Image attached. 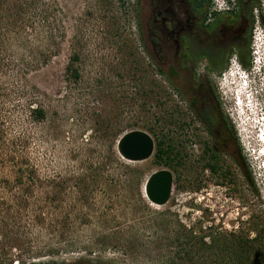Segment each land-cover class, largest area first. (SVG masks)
<instances>
[{"label":"rangeland","instance_id":"1","mask_svg":"<svg viewBox=\"0 0 264 264\" xmlns=\"http://www.w3.org/2000/svg\"><path fill=\"white\" fill-rule=\"evenodd\" d=\"M240 1L259 66L264 0ZM150 18L141 0H0V264H161L174 249L158 245L179 224L244 238L264 257V122L243 138L251 178L241 173L231 194L207 184L187 159L186 100L167 75L170 50L158 58ZM135 129L152 137L153 153L157 141L171 144L170 159H123L118 140ZM160 169L173 185L155 205L143 188Z\"/></svg>","mask_w":264,"mask_h":264},{"label":"flooded vegetation","instance_id":"2","mask_svg":"<svg viewBox=\"0 0 264 264\" xmlns=\"http://www.w3.org/2000/svg\"><path fill=\"white\" fill-rule=\"evenodd\" d=\"M141 1L158 58L170 50V80L186 100L190 166L198 165L207 184L218 181L234 193L241 173L251 178L244 152L253 149L243 138L264 122V73L251 70L255 45L247 3L234 0L219 10L215 0L200 7L194 0Z\"/></svg>","mask_w":264,"mask_h":264},{"label":"trees","instance_id":"3","mask_svg":"<svg viewBox=\"0 0 264 264\" xmlns=\"http://www.w3.org/2000/svg\"><path fill=\"white\" fill-rule=\"evenodd\" d=\"M204 1L205 0H194L195 6H202ZM251 9L252 6H250V12ZM158 70L162 72L161 68H159ZM167 73L170 78V68H168ZM36 113L39 115H43V110L37 109ZM171 152V144H163L161 143V140H159L156 142L153 159L155 161L158 160L167 162V160L170 159ZM114 161H118V159H116L115 156L111 154L109 163H112ZM178 162H180V158ZM119 165L125 167L129 171L138 170V168H130L124 162H120ZM129 182H134L133 178H131ZM163 214L164 213H158L157 215ZM179 225V229L176 230L175 235L171 240L164 242L162 245H158L161 251H163L164 249L167 250L169 248L174 249L172 255L163 251L164 254L161 255V264H264V257L262 255H255L251 253V248L249 246L250 241H247L244 238L238 237L233 240L234 242L228 243L227 241H221L220 237L214 236L211 233H205L204 231H202V227H199V230L196 231L195 227L193 226H189L188 228H186V226L183 224ZM198 232H200V234ZM206 236L211 237V240L209 242L205 241ZM114 241L117 245H124V240H122L121 237H117V241ZM130 244L134 243L129 242V244H127L126 246L124 245L125 248H127ZM158 246L156 247L157 249ZM28 264L56 263L31 261Z\"/></svg>","mask_w":264,"mask_h":264},{"label":"water","instance_id":"4","mask_svg":"<svg viewBox=\"0 0 264 264\" xmlns=\"http://www.w3.org/2000/svg\"><path fill=\"white\" fill-rule=\"evenodd\" d=\"M117 150L120 156L129 161H141L151 156L154 150L152 137L142 130H130L118 140ZM173 185L172 172L167 169L154 171L144 184V194L155 205L165 204Z\"/></svg>","mask_w":264,"mask_h":264},{"label":"clouds","instance_id":"5","mask_svg":"<svg viewBox=\"0 0 264 264\" xmlns=\"http://www.w3.org/2000/svg\"><path fill=\"white\" fill-rule=\"evenodd\" d=\"M233 2H234V0H220V3H221V5H223V7H231L232 6V4H233ZM257 36H259V35H257ZM254 37V40H258V41H260V39L259 38H256V36L254 35L253 36ZM261 43H263L264 44V40L262 39V41H261ZM254 64V61L252 62V65ZM253 66H255L254 67V69H256V70H253L252 69V72L254 73H261V71H262V73H264V63L262 64V65H259V66H256V65H253ZM261 135V134H260ZM263 139H264V137H263Z\"/></svg>","mask_w":264,"mask_h":264},{"label":"bare ground","instance_id":"6","mask_svg":"<svg viewBox=\"0 0 264 264\" xmlns=\"http://www.w3.org/2000/svg\"><path fill=\"white\" fill-rule=\"evenodd\" d=\"M243 118H244V117H243ZM243 118H242V119H243ZM263 137H264L263 135H259V137H258V138H259V141L262 142V144H264V139H263ZM121 157H122V156H121ZM122 158H123V157H122ZM123 159H125V158H123ZM125 160H127V159H125ZM127 161H129V160H127ZM153 204H154V203H153Z\"/></svg>","mask_w":264,"mask_h":264}]
</instances>
